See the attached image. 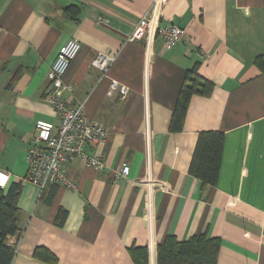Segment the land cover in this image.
<instances>
[{
  "label": "crops",
  "instance_id": "0c3cea01",
  "mask_svg": "<svg viewBox=\"0 0 264 264\" xmlns=\"http://www.w3.org/2000/svg\"><path fill=\"white\" fill-rule=\"evenodd\" d=\"M152 0H0V170L8 186L21 185L17 228L7 238L11 264H133L130 249L144 247L156 264V246L205 235L219 240L217 264H264V0H167L159 26L184 31L168 46L153 31L127 39ZM70 38L80 51L63 77L70 107L103 125L107 136L85 147L102 171L74 159L65 166L75 189H39L23 180L25 153L39 120L59 124L46 99L47 74ZM98 52L115 61L103 73ZM214 89L190 98L182 130H170L186 72ZM125 87L119 98L116 88ZM70 88V90H68ZM224 136L215 186L202 187L189 168L198 134ZM125 164L129 174L117 180ZM151 182V183H148Z\"/></svg>",
  "mask_w": 264,
  "mask_h": 264
},
{
  "label": "built area",
  "instance_id": "2783aa9c",
  "mask_svg": "<svg viewBox=\"0 0 264 264\" xmlns=\"http://www.w3.org/2000/svg\"><path fill=\"white\" fill-rule=\"evenodd\" d=\"M167 0H152V7L138 21L136 27L127 41L141 39L147 32L159 36L166 45L179 43L184 31L176 26H159L154 17L148 19L147 15L156 14L158 6L165 4ZM80 51V43L73 38L68 39L59 49L53 64L47 74L49 82L46 99L52 110L59 118V124L55 126L51 122L39 120L35 123V133L25 153L27 172L23 180L34 186L39 191L50 186H64L75 189V185L68 181L65 166L74 159H79L95 170L102 171L104 163L97 156H89L85 153V147L91 144H99L107 136V129L96 122L89 120L83 113V106L70 107L63 97L66 87L63 77L71 62ZM116 56L109 52H98L92 64L106 73L115 61ZM117 87L116 83L110 86V93ZM70 90V88H68ZM119 98L124 100L127 95L125 87H119ZM129 174V167L125 164L114 172L117 180L125 179ZM10 174L0 170V189L8 187ZM151 183V182H148Z\"/></svg>",
  "mask_w": 264,
  "mask_h": 264
},
{
  "label": "trees",
  "instance_id": "16d2710c",
  "mask_svg": "<svg viewBox=\"0 0 264 264\" xmlns=\"http://www.w3.org/2000/svg\"><path fill=\"white\" fill-rule=\"evenodd\" d=\"M254 65L264 74V56L257 57ZM213 89L209 81L197 74L195 67L188 70L172 112L170 130L181 132L192 96L209 97ZM223 143L224 136L220 132L198 134L189 171L200 180L202 187L215 186L217 183ZM20 190V184L0 189V264H11L14 256V250L7 245V238L18 231L17 201ZM219 249L218 239L203 234L185 241H178L168 235L156 246V264H217ZM130 256L133 264H148V252L144 247L131 248ZM33 257L48 264H56V257L44 248H36Z\"/></svg>",
  "mask_w": 264,
  "mask_h": 264
}]
</instances>
